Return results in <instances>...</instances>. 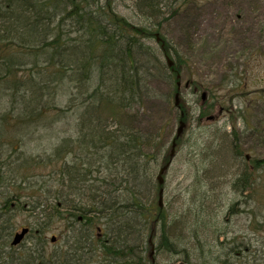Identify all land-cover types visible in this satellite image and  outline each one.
Returning <instances> with one entry per match:
<instances>
[{"label":"rangeland","instance_id":"374dc122","mask_svg":"<svg viewBox=\"0 0 264 264\" xmlns=\"http://www.w3.org/2000/svg\"><path fill=\"white\" fill-rule=\"evenodd\" d=\"M90 1L95 15L97 6L105 5L104 11H108L110 17L115 14L128 22L129 27L122 23L126 31L148 34L140 42L152 47L162 69L171 73L170 77H166L153 64L154 61H149L152 56L147 48H135L137 62L143 69L147 66L151 74L148 82L150 91L145 93L140 103L127 108V112L101 103L104 112L100 117L115 126L123 115L130 125L141 128L145 135H155L157 141L164 144L160 160L169 153L171 137L176 134L181 113L185 115L182 120L186 127L178 138L176 155L163 174L161 207L158 203L160 186L156 181L161 160L151 163L148 173L139 178L138 198L141 204H150L154 217L161 215L155 224V245L164 232H160L162 221L165 228L169 225L168 233L172 239L176 236L175 240L184 244H177L176 249L180 250L175 252L166 250L164 246L155 251V264H174L184 260L185 254L181 249L186 246L188 251L192 250L190 255L196 264L203 261L218 264L219 260H225L227 264H256L255 259L264 264V81L261 84L253 82L256 78L264 80V0H155V8L159 11L144 6L146 0H98V4L97 1ZM57 2L60 11L70 10L67 0ZM75 18L77 16H71L64 22L66 30L73 27L72 19ZM132 26L136 31L130 30ZM69 34L74 37L79 35L75 31ZM18 35L16 30H5L4 38L0 40V46L4 48L1 54L7 51L15 54L20 50L16 47L20 45ZM121 43L123 47L126 42L122 40ZM161 43L166 46L169 53L166 54L172 62H177L174 70L168 71ZM242 78L246 80L243 88L240 86ZM195 84L200 90H205V98H201L200 91L194 92ZM73 85L72 81L68 83V95L70 92L74 94ZM176 93L177 103L174 101ZM211 114L212 119H208ZM76 123L71 117L56 123L52 127L55 133L45 127L36 130L38 132L33 133L35 142L41 140L44 144L39 146V153L44 154L45 149L50 151L56 137H61L62 133L69 139L75 136ZM241 150L250 153L251 161H247L244 155L236 156L235 152ZM66 160L70 162L73 159L67 156ZM44 165L39 176L51 185L61 165ZM124 171L121 170L117 176L116 189L125 193L123 187L126 183L121 181L119 185L121 174L125 180L128 178ZM242 173L252 177L248 181L249 186L234 189L232 184ZM106 188L101 187L100 192ZM68 192L72 193L68 187L61 186L60 200L55 207L45 199L48 196L46 192L42 194L38 191L41 193V198H38L41 205H34L32 211L26 206L14 208L17 228L22 224H28L32 230L40 225L48 227L44 233L46 252L57 250L64 254L73 241V232L67 228L69 219L64 214L59 217L54 213L61 210L60 202L65 197L75 200ZM52 197L53 202L54 195ZM5 198H10V195L0 198V206ZM23 198L28 199L25 195ZM11 202L16 203L14 199H10L9 204ZM197 217L207 223L202 230L197 226ZM71 225L75 227L76 221L73 220ZM99 225L102 226L101 223ZM111 230L114 226L108 224V233ZM52 235L56 236L54 242L50 240ZM144 238L147 242V237ZM34 240V235L27 236L23 245L14 251H23ZM138 244L136 242L134 246L135 263ZM201 245L205 247L203 254L200 252ZM9 248L4 245L0 249V264H14L6 257L5 251ZM80 250L69 249L72 256ZM84 251L79 253L83 254L82 258L87 257L85 264H97L103 260L98 254ZM204 254L205 258L198 259ZM146 257L150 259L148 255ZM145 263L149 264V261L146 259Z\"/></svg>","mask_w":264,"mask_h":264},{"label":"trees","instance_id":"16d2710c","mask_svg":"<svg viewBox=\"0 0 264 264\" xmlns=\"http://www.w3.org/2000/svg\"><path fill=\"white\" fill-rule=\"evenodd\" d=\"M54 1L4 0V4H0V39L3 40L5 30H16L20 37V45L16 47H27V50L16 49L18 60L6 54L5 61L1 63L3 67L0 68V194L3 197L10 195V198H5L7 200L0 212V249L8 244L15 226L8 199H15L16 206L19 205L20 209L26 206L32 208V211L34 205H41L38 201L41 198L38 191H41L42 194H48L45 199L55 207L57 203H54V200L52 202V196L58 200L62 186L68 187L72 192L68 193L76 200L75 202L74 199H64V202H75L68 204L74 211L66 212L75 220L79 211L85 212L87 218L81 228L84 233L86 231L84 238L92 240V229L98 222L102 223L105 230L103 234L107 235L108 240L100 238L98 247L93 245V242L91 249L94 252L100 245L102 252L109 254L107 259H111V264H145L141 240L144 238V232H149L151 226L148 215L152 206L141 204L138 188L141 183L139 178L148 173L151 159L155 156L154 152L147 150L148 146H153L155 135H145L141 128L130 125L126 117L124 120L118 119L115 126L100 117L104 112L101 110V103L118 111L125 109L127 112V108L140 103L145 93L150 91L149 69L147 66L145 69L141 67L136 59L137 53L134 52L142 43L138 42L135 36H131L129 31L124 28L122 31L118 20H115V23L119 25L110 31L105 11L99 9L98 15L92 16V12L88 10L86 18H78L82 29V44H72L75 46L74 52L67 56L66 50L58 44L63 37L56 31L61 30L62 22L57 17L59 7L52 5ZM67 1L76 7L78 4H84L82 8L91 4L87 0ZM154 3L155 0H146L144 6L158 10ZM92 24H96L98 32ZM125 24L129 27L127 22ZM134 29L132 26L130 30ZM90 30L95 33H90ZM84 32H89V37H84ZM122 37L128 39L126 47H116V42ZM152 50H147L152 56L149 61H154L153 64H156L160 72L163 71L164 75L169 77V73L162 69L156 53ZM8 52L10 51L6 53ZM27 52L34 54L25 58ZM145 63H142V66ZM18 72H23V78H19L21 76H18ZM70 81L74 83L75 91L74 94L70 92L68 95ZM263 81L256 78L253 82L261 84ZM71 117L77 121L74 127L77 134L74 133L75 136L72 135L69 139L62 133L61 137H56V143L50 151L45 149L44 154L39 153V146L44 144L41 140L36 143L33 133L42 127L51 128V132L55 133L52 127ZM67 156L73 160L67 161ZM52 163L61 166L57 171V178L48 185L39 175L42 167L46 166L44 164ZM121 170H125L128 177L125 180L123 174L119 176V185L122 184L121 181L126 183L123 187L125 193L116 189V179ZM247 182L248 177L244 173L241 178H236L233 188L243 189ZM103 186H107L103 190L105 194L100 192ZM24 195L28 199L22 201ZM86 197L89 198L86 200ZM62 205L63 202L60 206ZM64 206L61 210L54 211L55 215L61 216ZM196 221L200 230L207 225L202 218L197 217ZM108 224L114 226L111 235L108 233ZM46 230L47 226L40 225L34 231V244L24 247L23 251L16 253L15 248L11 253L6 251L11 262L56 264L52 256L57 259V264L78 262L79 256L75 260L71 259L72 263L67 262L61 254L48 256L44 251ZM195 237L198 238L199 235ZM167 238L163 233L157 249L166 246L173 251L177 250V244L184 245L175 240L176 236L173 237L174 242ZM79 241L78 237L75 248L83 247ZM136 242H139V253H136L135 263L133 257ZM185 249H181L186 256L184 261L196 264L190 255L192 250L188 251L187 246ZM200 252H205L203 245ZM77 255L78 253L75 256ZM202 258H205V254L198 257ZM255 263L260 264L256 259ZM202 264L209 263L203 261ZM218 264L227 263L225 260H219Z\"/></svg>","mask_w":264,"mask_h":264},{"label":"water","instance_id":"95a60500","mask_svg":"<svg viewBox=\"0 0 264 264\" xmlns=\"http://www.w3.org/2000/svg\"><path fill=\"white\" fill-rule=\"evenodd\" d=\"M179 126H180V127H179V129H178V131H177V135H180V133H181L183 127H184V123L181 121ZM171 154H172V153H171ZM166 167H167V165H164L163 167L160 168V173H159V175H158V181H160V182H162V181H161V173L164 171V169H165ZM26 232H27V228H25V227L22 228V231H21L20 233H16V234H15V236H14L12 242H13V243H17V242H19V240L22 238V236H23Z\"/></svg>","mask_w":264,"mask_h":264}]
</instances>
